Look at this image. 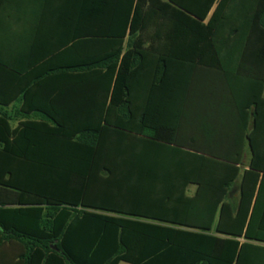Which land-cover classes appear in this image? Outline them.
<instances>
[{"label": "trees", "instance_id": "1", "mask_svg": "<svg viewBox=\"0 0 264 264\" xmlns=\"http://www.w3.org/2000/svg\"><path fill=\"white\" fill-rule=\"evenodd\" d=\"M50 9L87 100L0 107V264H264V0Z\"/></svg>", "mask_w": 264, "mask_h": 264}, {"label": "crops", "instance_id": "2", "mask_svg": "<svg viewBox=\"0 0 264 264\" xmlns=\"http://www.w3.org/2000/svg\"><path fill=\"white\" fill-rule=\"evenodd\" d=\"M53 3L55 0H0V64L4 65L0 68V101L6 103L0 107L12 118L10 128L22 120L50 117L46 111L67 110L80 116L81 112L74 106L70 109L69 103L87 100L80 91L55 90L80 83L70 84L59 78L61 74L49 71L55 68L58 58L55 56L60 54L53 48L59 32L54 28L56 15L50 9ZM7 260L15 264L17 258L10 256Z\"/></svg>", "mask_w": 264, "mask_h": 264}]
</instances>
